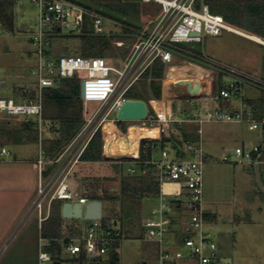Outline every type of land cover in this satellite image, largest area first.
<instances>
[{"label": "built area", "instance_id": "2783aa9c", "mask_svg": "<svg viewBox=\"0 0 264 264\" xmlns=\"http://www.w3.org/2000/svg\"><path fill=\"white\" fill-rule=\"evenodd\" d=\"M39 10V28L31 34L34 45V63L29 68L33 77L34 88H24L20 92L21 100L14 97H0V113L10 116L35 117L42 121V92L46 88L58 85L61 79L74 78L80 81L81 99L84 105L85 126L56 160L48 159L40 148L39 157L34 161L38 169L37 197L25 220L27 223L36 217L39 230L51 215L52 203L60 200L64 203H80L82 209L93 201L83 197L80 190L72 189L68 180L76 167L81 164V156L94 135L101 131L103 138V156L110 160L124 164L122 158L130 160L127 173L137 174L134 167L137 164L154 166L153 183L159 187L158 206L152 207L149 216L143 221L144 240L156 246L155 259L146 264H176L188 260L195 264H229L223 259L215 243V238L204 230L206 213L204 210V168L210 160L223 163H241L259 166L264 163V118L257 119L254 109L249 106L243 95L241 84H250L264 91V82L253 81L238 74L234 70L225 69L212 63L213 67L195 61H185L183 65L174 62L175 56L190 53L178 44H201L206 36L218 37L224 30L235 32L223 16L213 14L209 6L198 0H142L145 3H156L161 8L153 28L141 35L133 45L131 55L123 66L110 65L105 58H90L80 55L55 54L51 50V39L66 34H81L85 23V16L92 20L93 34L105 35L103 27L105 16L87 7L69 0H32ZM75 30L72 31L71 27ZM263 44V43H262ZM124 43L117 42L118 47ZM156 60L165 66L162 80V98L152 99L147 104V116L140 121H121L127 123L126 130L118 125L117 118H110L113 112L123 106L128 100L125 97L128 89L138 81L143 73L151 68ZM187 66L189 68H187ZM169 68L183 71L190 77L179 81L172 79L167 82ZM220 73L230 74L233 79L220 90L215 89V82ZM216 75V78H214ZM252 82V83H251ZM200 84L201 92L197 96L188 93V84ZM183 87L185 93L181 97L175 94L167 95L172 86ZM34 93V98L24 99V95ZM237 104H234V100ZM176 102L187 103L184 110L174 107ZM215 102V106H210ZM90 103H100L92 116L89 115ZM188 104H193L188 106ZM149 107L152 113L149 112ZM111 122L116 130L107 133L105 126ZM188 123L198 126L199 139L196 143L183 142L181 146L173 148V157L167 148L161 149L156 143L161 139H170L174 123ZM210 123H238L249 124L252 131L259 130L256 138L258 143L254 147H237L231 152H224L218 159L208 153L204 147V124ZM131 130L146 131V135H139L138 142L131 144L125 156H114L112 147L109 148L108 137L114 135L116 139H124L125 144L131 143ZM151 148L161 152V157L154 156L141 161V149ZM155 154V153H154ZM13 153L7 147L0 148V161H9ZM185 155V156H183ZM233 157L238 160L232 161ZM173 198V199H171ZM184 202L185 216H176L177 202ZM103 204V203H102ZM84 212V211H83ZM84 214V213H83ZM104 215V212H103ZM181 216V217H180ZM77 219H64L62 234L68 240L65 256L70 259L84 255L86 262L100 264V259L109 253L111 248L121 243L124 236L110 225L105 228L102 222L93 221L86 232L82 231ZM178 224L184 230L179 233L187 234L181 238L184 250L171 251L168 235L173 233ZM74 232V233H73ZM177 240V239H176ZM51 246V240L39 237L38 264H62L53 259L46 250ZM120 253V248L117 249Z\"/></svg>", "mask_w": 264, "mask_h": 264}, {"label": "rangeland", "instance_id": "374dc122", "mask_svg": "<svg viewBox=\"0 0 264 264\" xmlns=\"http://www.w3.org/2000/svg\"><path fill=\"white\" fill-rule=\"evenodd\" d=\"M95 1L86 0L97 7ZM122 1L133 2L135 0ZM140 7L141 12L138 18L120 14L116 16V20L106 17L103 24L106 35L123 34L124 28L132 30L131 41L120 40L124 43L123 47L130 48L131 52L139 37L153 28L161 9L156 3L143 1L140 2ZM13 10L15 32L9 33L0 24V97H14L13 87H16L15 85L21 89L34 88L33 77L28 68L35 59L34 55L33 57L29 56V51H31L30 55L34 54L35 47L29 40L31 37L29 34L37 32L39 28L38 6L32 0H14ZM125 22L133 27L126 25ZM232 28L249 35L242 30ZM82 29L87 33H93L91 18L84 23ZM73 35L76 34L53 37L54 52L58 55L63 51L69 56L75 55L80 40ZM178 46L187 51L191 49L202 52L217 67L219 65L225 69L234 70L253 81L264 82V45L241 34L224 30L218 37L206 36L201 44L184 43L178 44ZM184 59L186 58L183 56H175L174 62L183 65ZM107 61L112 66L116 64L123 66L125 62L124 59L108 58ZM185 61L189 62L187 59ZM13 64L18 70L20 69L19 72L26 73L28 77L16 80L12 74L13 71H9ZM187 68L189 67L187 66ZM8 72H11V76L9 79H5L7 84L4 86L1 82L4 80L3 76ZM181 75L182 71H177L175 68L168 69L167 78L181 77ZM232 79L230 74L224 75L225 82L229 83ZM247 83L243 90L245 99L263 96L261 89ZM169 91L167 90V95L175 94L178 97L185 93L184 89L178 85L170 87ZM237 100H234V104L237 103ZM209 105L215 106L216 103L210 102ZM99 106L100 103H90L89 115L92 116ZM175 106H177L176 109L182 111L186 109L187 103L176 102ZM149 112L152 113L150 107ZM0 114V122L7 121V118L3 116L5 114ZM110 118H117L116 112H113ZM10 120V128L17 127V123L20 121ZM39 124L42 126V121H39ZM43 125L44 129L40 131V140L52 138L53 134L45 127V125H50V122L44 121ZM202 129L206 151L218 159L224 152H231L237 147H254L258 143L256 136L260 134L259 130H250L247 123H210L204 124ZM0 145L7 146L13 153L9 161H0V264H35L37 220L36 217L31 218L27 223L25 220L31 213L30 209L37 197L38 169L34 161L39 157L40 145H13L9 136L1 134ZM167 149L173 157L172 145H168ZM160 157L159 150L155 152L154 158L159 159ZM234 160H238V158L233 157L232 161ZM112 161L110 159L97 164H79L76 167L78 169L77 178L72 175L68 180L71 188L79 191L83 179L99 178L102 179L103 192L117 190L119 183L112 177L117 170L116 167V170L114 169V164L116 162L118 164V161L114 160L115 163ZM129 167L130 164L124 162L123 172L127 173ZM259 169L258 166H247L238 162L223 163L218 160L208 161L204 168V210L208 216L204 230L215 238L219 254L229 264H264V201L258 194L264 193V183L260 177ZM137 199L139 206L136 205L132 212L134 216H130L124 222V239L120 243V264L141 263L145 246V242L141 239L142 222L146 217V210L159 204L157 199ZM107 206L110 205L107 203ZM104 207L105 204L103 206L104 215L99 222H102L106 217ZM77 223L81 225L82 231L86 232L93 221L81 219ZM112 225L119 229L116 225ZM187 236V234L183 235V237ZM167 239L169 240V238ZM166 246L168 247V244ZM62 264L72 263L65 261ZM85 264H90V262ZM185 264L193 263L187 261Z\"/></svg>", "mask_w": 264, "mask_h": 264}, {"label": "trees", "instance_id": "16d2710c", "mask_svg": "<svg viewBox=\"0 0 264 264\" xmlns=\"http://www.w3.org/2000/svg\"><path fill=\"white\" fill-rule=\"evenodd\" d=\"M69 1L81 4L105 17L116 20V16L120 14L138 18L141 12L140 2L142 0H135L133 2H125L122 0H96L95 4H97V7L86 2V0ZM201 1L202 0H198L197 4L200 5ZM203 3L209 6L213 14L223 16L225 22L229 26L264 40V0H203ZM13 8V0H0V24L9 33L15 32L16 28ZM159 11V13H161V9ZM89 18V16H85V23ZM127 24L128 23H126V25ZM128 26L133 27L131 24H128ZM132 35L133 31L127 28H124L123 34L119 35H95L93 33H87L82 29L81 34L73 35L80 40L79 48L76 50L75 55L90 58L124 59L126 61L131 55V49L126 46L118 47L116 43L120 40L131 41ZM52 41L51 39V50L54 52ZM188 51H190V53L183 54V57L187 60L199 62L209 67L215 66L208 62L206 56L202 52L191 49H188ZM54 53L56 54V52ZM63 53L65 52L63 51ZM165 66L166 65L162 61L156 60L153 66L147 69L142 77L128 89L125 97L131 100H142L146 103H149L152 99L160 100L162 98V80L164 78ZM225 85L224 74L220 73L215 82V89L221 90ZM241 86L244 87L245 85L241 84ZM22 90L23 88L21 89L18 86L14 87L13 93L15 94L14 98L16 100L22 99L20 97V92ZM34 97V93L31 92L25 94L23 98L31 99ZM245 100L249 106L254 109V116L257 119L264 118V91L263 96L258 99ZM192 105L193 104H188V106ZM42 107V126H40L38 118L10 116L5 114L3 116L7 118V121L0 122V134L9 136L13 145H40L39 147L43 150L48 159L56 160L85 126V113L83 101L81 99L80 81L74 78L61 79L56 87L44 89L42 92ZM176 107L177 106H175V108ZM10 119L20 120L17 123V127L10 128ZM44 121L46 123L50 122V125H45V127L47 131L53 134V137L40 140V131L44 129ZM118 125L122 130H126L128 124L120 121ZM197 130L198 126H195V124L187 126L184 123H174L171 138L161 139L156 143V146L165 149L168 145H172V148H177L181 146L183 142L196 143L199 139ZM2 147L7 146L0 145V148ZM155 152L156 151H153L151 148L145 149L142 146L141 161L144 162L152 158ZM122 160L123 162L130 161L127 158H122ZM103 161L107 162L108 159L103 156V138L101 131H98L82 154L81 162L82 164H97ZM113 161L112 163H115ZM116 163L114 164V169L116 167L117 170L115 169V175L112 178L119 183V190L117 193L103 192L101 184L102 179L99 178L83 179L80 193L83 197L89 198L90 200L102 201L103 206L105 204L104 208L106 210V217L102 221L103 226L107 228L108 225H110L113 231H119L123 235L124 222L130 216H134L132 212L136 205L139 206L137 198L156 199L159 193V187L153 183V165H146L144 163L137 164L134 166L137 169V174L131 175L124 173L123 165L119 162L118 164ZM258 167H260L259 174L264 183V163ZM76 176H78V169H75L73 173V177L77 178ZM258 194L264 201V193L260 192ZM107 203L110 206H107ZM177 205L178 210L175 213L176 216L181 214V216L184 217V202L179 201ZM62 207L63 202L60 200L52 203L51 215L49 219L43 223L41 230H39L36 221L38 235L35 248V264H38L40 235L51 240V246L46 248V250L52 254L55 261L60 263L67 261L72 264L86 263L84 255L74 259L65 256L64 251L68 244V240H64V236H62ZM206 217L208 216L206 215ZM74 221L77 222L78 220ZM114 223H118L116 226L119 227V229L113 227L112 224ZM141 229L142 239L145 236V232L143 228ZM119 248L120 243L115 244L109 253L100 259V264H120V253L117 250Z\"/></svg>", "mask_w": 264, "mask_h": 264}, {"label": "water", "instance_id": "95a60500", "mask_svg": "<svg viewBox=\"0 0 264 264\" xmlns=\"http://www.w3.org/2000/svg\"><path fill=\"white\" fill-rule=\"evenodd\" d=\"M71 30L75 28L72 26ZM63 55H65L63 53ZM201 92V85L188 84V93L192 96H197ZM82 98L84 97L82 91ZM148 113L147 103L142 100L128 99L117 112V119L119 121H140L143 120ZM233 154V152H231ZM114 156H125L123 153H115ZM84 211V212H83ZM84 213V214H83ZM62 216L64 219H77L86 221H100L103 218V204L100 200H93L89 202L83 210L81 204L76 202L64 203L62 207ZM59 264V263H57Z\"/></svg>", "mask_w": 264, "mask_h": 264}, {"label": "crops", "instance_id": "0c3cea01", "mask_svg": "<svg viewBox=\"0 0 264 264\" xmlns=\"http://www.w3.org/2000/svg\"><path fill=\"white\" fill-rule=\"evenodd\" d=\"M14 1V0H13ZM235 30V29H234ZM21 33V32H20ZM235 33H237V32H235ZM32 34V33H31ZM31 34H29V37L31 36ZM239 34V33H238ZM17 35H18V32H17ZM246 37V36H245ZM262 39V38H261ZM29 40H30V42L32 43V40H31V37L29 38ZM263 40V39H262ZM264 41V40H263ZM260 44H262V43H260ZM262 45H264V43L262 44ZM30 52L31 51H29V56L30 57H33V53L30 55ZM33 52H34V50H33ZM35 57V56H34ZM207 58V57H206ZM35 60V59H34ZM207 60L208 61H210L208 58H207ZM210 62H212V61H210ZM33 63H34V61H33ZM32 63V64H33ZM31 67V66H30ZM29 67V68H30ZM29 68H28V70H29ZM17 69V70H16ZM10 70H12L13 72H12V74H13V76L16 78V80L18 79H25V77H28L27 76V74L26 73H22V72H19L20 71V69L18 70V68L17 67H14V64L9 68V71ZM9 76H11V72H8L7 74H5V76H3V79L4 80H2V85H6L7 83H6V81H5V79L7 78V79H9ZM15 86H17V85H15ZM14 88V87H13ZM259 98V97H258ZM258 98H251V99H258ZM237 104V103H236ZM235 104V105H236ZM230 124H238V123H230ZM186 125L187 126H191V125H194V124H188V123H186ZM196 126V125H195ZM259 135H257L256 136V138L258 137ZM114 191H111V192H106V193H117L116 191H118L119 190V188L117 189V190H115V189H113ZM105 192V191H104ZM147 199H151V198H147ZM143 208H144V205H143ZM145 210V209H144ZM150 210L151 209H149V210H146V213H145V215H146V217H148L149 216V213H150ZM145 217V218H146ZM145 220V219H144ZM115 225H117L118 223H114ZM182 230H184L183 229V227L182 226H179L178 224H176L175 226H174V230H173V233H172V235H170L168 238H169V240H168V248L171 250V251H173V250H176V249H181V250H184V248L181 246V238H183L182 236H181V234L179 233L180 231H182ZM177 239V240H176ZM142 240L145 242V246H144V251H143V254H142V258H141V263L140 264H146L147 262H149V261H151V260H153V259H155V257H156V246H155V244H153V243H151V242H147V241H145L144 240V237L142 238ZM221 256V255H220ZM188 260H183V261H180V262H177L176 264H185V262H187ZM188 262H191V261H188ZM193 264H195L194 262H192ZM229 263V262H228Z\"/></svg>", "mask_w": 264, "mask_h": 264}, {"label": "bare ground", "instance_id": "6f19581e", "mask_svg": "<svg viewBox=\"0 0 264 264\" xmlns=\"http://www.w3.org/2000/svg\"><path fill=\"white\" fill-rule=\"evenodd\" d=\"M234 31L239 33V34H241V35H243V36H246L249 39H252V40H254L256 42L264 43V41L261 38L257 37V36L250 35V34L248 35V34H245L243 32H240L238 30H234ZM189 77L190 76L188 74L183 73V71H182L181 77L167 78V82H169L172 79L184 82L183 80H187L186 78H189ZM105 129H106L107 133H113V132H115L116 127H115L114 124L109 122V123L106 124ZM146 134H147V132L143 134V132H141L140 130L136 131V132H134V130H131V139H130L131 143H127V144H125V146H124V143H125L124 139H116V137L114 135H109V137H108L109 144L108 145H109V148L112 147V152L124 153V152H127L128 150H130L131 144H134V143L138 142L139 135H146Z\"/></svg>", "mask_w": 264, "mask_h": 264}]
</instances>
